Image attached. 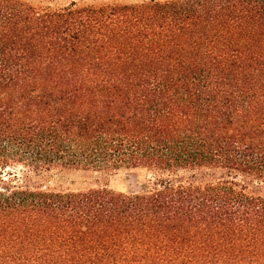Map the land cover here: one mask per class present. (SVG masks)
Segmentation results:
<instances>
[{"label":"trees","instance_id":"trees-1","mask_svg":"<svg viewBox=\"0 0 264 264\" xmlns=\"http://www.w3.org/2000/svg\"><path fill=\"white\" fill-rule=\"evenodd\" d=\"M0 264H264V0H0Z\"/></svg>","mask_w":264,"mask_h":264},{"label":"rangeland","instance_id":"rangeland-1","mask_svg":"<svg viewBox=\"0 0 264 264\" xmlns=\"http://www.w3.org/2000/svg\"><path fill=\"white\" fill-rule=\"evenodd\" d=\"M34 3L62 5L72 0H31ZM85 3H136L148 0H76ZM51 186L59 189L82 190L90 187L106 186L115 191L137 192L145 187L143 173L138 170L120 169L101 171L84 168H59L51 174Z\"/></svg>","mask_w":264,"mask_h":264}]
</instances>
